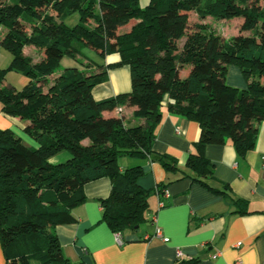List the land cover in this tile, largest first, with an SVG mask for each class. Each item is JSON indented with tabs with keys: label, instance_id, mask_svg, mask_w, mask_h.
Wrapping results in <instances>:
<instances>
[{
	"label": "trees",
	"instance_id": "1",
	"mask_svg": "<svg viewBox=\"0 0 264 264\" xmlns=\"http://www.w3.org/2000/svg\"><path fill=\"white\" fill-rule=\"evenodd\" d=\"M264 0H0V49L11 55L0 70V112L16 119L38 148L25 146L0 129V244L5 264H72L64 256L55 227L75 222L72 211L86 200L83 187L107 178L110 192L99 200L102 220L113 234H134L147 221L153 193L138 180L142 167L120 169L121 158L158 162L169 172L177 161L153 152L161 107L198 124L194 152L183 177L215 193L207 180L213 165L207 145L230 142L239 156L251 151L264 121ZM79 21L69 26V15ZM194 13L199 23L189 24ZM241 19L238 34L224 39L205 24ZM131 20L136 23L129 26ZM33 48L39 58L24 54ZM104 60L98 64L85 51ZM68 57L82 69L62 68ZM89 64V65H88ZM93 66L98 73L87 72ZM240 71L246 87L227 84L228 68ZM127 67L131 90L96 101L92 90L107 70ZM23 74L22 90L5 84L6 72ZM186 71L185 77L180 72ZM135 108L142 123L104 116L116 108ZM66 152L64 162L51 163ZM243 213L246 204L233 200ZM76 264H85L80 261Z\"/></svg>",
	"mask_w": 264,
	"mask_h": 264
},
{
	"label": "crops",
	"instance_id": "2",
	"mask_svg": "<svg viewBox=\"0 0 264 264\" xmlns=\"http://www.w3.org/2000/svg\"><path fill=\"white\" fill-rule=\"evenodd\" d=\"M148 2L139 0V6L144 8ZM134 23L136 20H131L129 26ZM88 58L99 65L118 59L116 55L104 60ZM61 66L82 69L68 57L62 59ZM182 72L179 75L183 78L186 71ZM229 72L236 85L229 81L227 84L244 89L246 83L238 68L230 66L227 76ZM130 90L129 69L121 67L107 70L106 80L93 88L92 96L99 101ZM134 111L135 108L122 106L103 115L120 116L127 126L142 123L143 119L133 117ZM160 111L153 152L173 157L180 171L194 176L185 163L187 155L194 152L198 124L170 114L166 103ZM22 128L18 120L4 117L0 112V129L11 131L27 147L38 148ZM203 154L213 165V177L207 180L209 185L215 190H226L227 194L215 193L183 177L180 171L169 172L158 162L119 159L120 169L142 167L144 175L138 180L142 189L164 186L167 198L153 193L148 202L147 221L136 233L125 234L123 245L118 246L114 234L102 220L99 205V200L110 192L109 180L102 178L86 184L83 187L86 200L72 211L75 222L56 226L54 230L64 256L72 264L80 261L85 264H264V121L258 124L254 148L244 156H239L230 142L222 146L207 145ZM233 200L246 204L243 213ZM155 228L160 229L168 242L153 237ZM178 252L180 258H177ZM0 264H5L1 244Z\"/></svg>",
	"mask_w": 264,
	"mask_h": 264
},
{
	"label": "rangeland",
	"instance_id": "3",
	"mask_svg": "<svg viewBox=\"0 0 264 264\" xmlns=\"http://www.w3.org/2000/svg\"><path fill=\"white\" fill-rule=\"evenodd\" d=\"M262 4L264 6V2H262ZM78 21H79L78 14L74 13L68 16L66 23L69 26H73ZM195 23H199L198 18L195 16L194 13H190L189 24L192 25ZM204 23L208 24L216 34H219L224 39H229L238 34V31L241 25V19L235 18L229 21H212L211 19H206ZM23 52L25 55L31 56L34 60H38L39 58L37 51L34 50L33 48H24ZM85 53L88 57L99 60L98 56L95 55L94 52L86 50ZM10 62H11V55L6 50L0 49V70L7 69L10 65ZM86 71L98 73V70L95 69L93 66H90V67L88 66L86 68ZM181 75L184 76V72H182ZM226 81H229L235 84L232 73L229 72L228 76L226 77ZM26 82H27V79L23 74L16 72V71H10V70L6 72L5 84H9L15 87V89L20 91L23 89ZM68 157L69 155L66 152L59 153L51 160V163L64 162L67 160ZM122 160L123 158L120 159V161Z\"/></svg>",
	"mask_w": 264,
	"mask_h": 264
},
{
	"label": "built area",
	"instance_id": "4",
	"mask_svg": "<svg viewBox=\"0 0 264 264\" xmlns=\"http://www.w3.org/2000/svg\"><path fill=\"white\" fill-rule=\"evenodd\" d=\"M161 198H167V194L165 193V191L163 192V195ZM159 206L162 207L163 206V202L160 201L159 202ZM153 237L154 238H159L161 239L163 242H168V238H164L162 236V233L160 231V229L158 228H155V231H154V234H153ZM114 239H115V243L118 245V246H122L123 245V240H122V236L121 234L119 233H116L114 234ZM181 254L178 252L177 253V258H180Z\"/></svg>",
	"mask_w": 264,
	"mask_h": 264
}]
</instances>
